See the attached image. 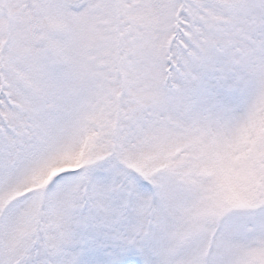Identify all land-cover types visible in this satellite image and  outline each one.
I'll return each mask as SVG.
<instances>
[{"label":"snow or ice","instance_id":"snow-or-ice-1","mask_svg":"<svg viewBox=\"0 0 264 264\" xmlns=\"http://www.w3.org/2000/svg\"><path fill=\"white\" fill-rule=\"evenodd\" d=\"M0 264H264V0H0Z\"/></svg>","mask_w":264,"mask_h":264}]
</instances>
